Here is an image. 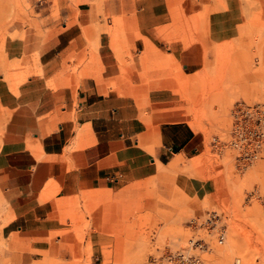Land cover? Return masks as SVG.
<instances>
[{
  "label": "rangeland",
  "instance_id": "374dc122",
  "mask_svg": "<svg viewBox=\"0 0 264 264\" xmlns=\"http://www.w3.org/2000/svg\"><path fill=\"white\" fill-rule=\"evenodd\" d=\"M80 1L0 0V74L6 89H15L28 74L40 75L36 51L26 49L27 34L19 28L24 17L45 12V41L71 29L65 35L68 48L59 55L60 66L45 80L46 90L69 89L73 97L78 79L103 72L112 61L123 74L111 78L109 88L134 95L147 123L152 119L149 114L158 113L153 119L189 125L202 136L203 149L182 156L175 171L168 170L167 163L153 167L146 162L149 169L135 173L145 176L141 180L89 191L93 194L89 198L83 194L89 192L53 198L45 237H0V264H146L154 247L161 251L165 245L182 246L194 233L206 237L205 230L187 226V220L206 210L221 213L227 232L222 245L206 237L211 249L200 253L205 263L264 264V149L260 158L236 170L231 150L215 151L209 144L212 136L226 138L235 101L264 104V0H222L228 12L216 24L209 21L206 7L188 17L183 10L220 0H198L194 5L161 2L160 9L167 14L163 19L179 35L181 51L174 55L151 48L147 36L124 33L120 18L111 19L110 26L101 19L73 29L77 8L98 0ZM219 24L224 28L214 34L212 28ZM77 35L81 45L74 44ZM134 40L146 47L140 56L131 54ZM195 43L201 46V66L187 74L179 57L192 53ZM11 45L18 58L12 64L5 59ZM154 88L172 90V98L161 106L149 105L146 93ZM60 101L55 98L51 125L60 122ZM1 207L0 200V225L5 219ZM38 240L44 242L41 250L31 246Z\"/></svg>",
  "mask_w": 264,
  "mask_h": 264
},
{
  "label": "crops",
  "instance_id": "0c3cea01",
  "mask_svg": "<svg viewBox=\"0 0 264 264\" xmlns=\"http://www.w3.org/2000/svg\"><path fill=\"white\" fill-rule=\"evenodd\" d=\"M163 1L98 0L94 5L77 8L73 29L100 23L101 19L110 26L111 19L120 18L125 23L124 33L147 36L152 40L151 48L174 55L181 51L179 35L163 19L167 17L160 9ZM184 1L190 4L198 0ZM137 2L146 4L139 6ZM203 7L215 24L228 12L226 1L220 0L198 2L183 14L193 16ZM21 23L20 31L27 34L26 49L36 51L40 75L28 74L15 89L7 90L0 74V200L5 218L0 225L1 238L45 237L50 230L47 221L53 198L141 180L145 176L137 177L135 173L149 169L146 162L153 167L167 163L166 168L175 171L182 156L191 157L203 149L202 136L189 125L158 121L153 119L158 113L149 114L148 109L144 112L152 119L147 123L134 95L109 88L111 78L123 74V69L112 61L104 65L103 72L78 79L73 97L69 89L55 93L46 90L45 80L60 66L59 55L68 48L65 35L71 29L45 41V12L39 17H24ZM223 28V24L215 25L213 33ZM74 39L75 45H81L78 35ZM9 49L5 59L12 64L18 58L12 45ZM145 49L141 40H134L131 54L140 56ZM191 49L192 53H181L179 57L187 74L201 66V46L195 43ZM133 66L135 71L140 70L138 59H133ZM172 95V90L154 88L147 91L146 98L149 105L161 106ZM55 98L61 99L63 108L60 122L51 125ZM83 194L93 197L90 192ZM42 243L38 240L31 246L41 250Z\"/></svg>",
  "mask_w": 264,
  "mask_h": 264
},
{
  "label": "built area",
  "instance_id": "2783aa9c",
  "mask_svg": "<svg viewBox=\"0 0 264 264\" xmlns=\"http://www.w3.org/2000/svg\"><path fill=\"white\" fill-rule=\"evenodd\" d=\"M229 128L225 139L212 136L209 144L215 151L228 149L233 152L234 168L242 170L261 157L264 149V104L235 101L229 110ZM222 215L216 210H206L201 217L187 220L188 227L195 231L203 229L215 243L224 240L225 226ZM210 238L191 234L186 243L176 248L165 245L160 251L154 247L146 264H206L201 252L211 249ZM232 264H239L234 260Z\"/></svg>",
  "mask_w": 264,
  "mask_h": 264
},
{
  "label": "bare ground",
  "instance_id": "6f19581e",
  "mask_svg": "<svg viewBox=\"0 0 264 264\" xmlns=\"http://www.w3.org/2000/svg\"><path fill=\"white\" fill-rule=\"evenodd\" d=\"M226 135H227V133H226ZM218 137V136H217ZM228 151V150H227ZM263 152V151H262ZM221 153V152H220ZM233 153V152H232ZM262 154V153H261ZM264 154V153H263ZM249 166V165H248ZM247 166V167H248ZM223 222V221H222ZM201 230V229H200ZM203 230V229H202ZM196 231V230H195ZM198 232V231H197ZM226 232H227V230H226ZM226 232H225V234H226ZM194 234H198V233H194ZM206 237H208V236H206ZM224 240H225V235H224ZM224 240H223V242H224ZM187 241V240H186ZM223 242L221 243V245L223 244ZM186 243V242H185ZM217 244V243H216ZM176 247V246H175ZM208 252V251H207ZM207 264V263H206Z\"/></svg>",
  "mask_w": 264,
  "mask_h": 264
}]
</instances>
